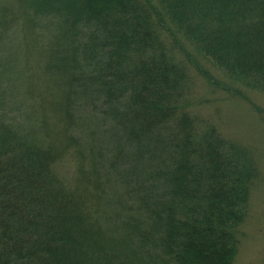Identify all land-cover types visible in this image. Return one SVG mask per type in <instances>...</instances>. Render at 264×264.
I'll use <instances>...</instances> for the list:
<instances>
[{"label":"trees","instance_id":"trees-1","mask_svg":"<svg viewBox=\"0 0 264 264\" xmlns=\"http://www.w3.org/2000/svg\"><path fill=\"white\" fill-rule=\"evenodd\" d=\"M159 3L216 67L264 92V0ZM153 8L0 0V264H233L256 161L190 112L188 66ZM14 28L27 55L40 52L54 103L31 114L39 131L24 127L1 66ZM106 140L110 154L96 149Z\"/></svg>","mask_w":264,"mask_h":264},{"label":"rangeland","instance_id":"rangeland-1","mask_svg":"<svg viewBox=\"0 0 264 264\" xmlns=\"http://www.w3.org/2000/svg\"><path fill=\"white\" fill-rule=\"evenodd\" d=\"M152 5L154 18L161 21L160 34L168 53L188 66L192 86L190 112L215 125L226 139L247 147L256 161L259 177L251 187L248 214L239 228L240 242L233 264H264V92L228 77L165 17L159 0H152ZM24 43L21 31L14 28L9 37L12 59L6 61L4 57L1 66L7 71L9 98L22 115L24 127L39 131V122L31 114L37 111L38 115L46 116L47 113L50 116L54 113L49 108L54 103L43 93L45 86L39 79L41 54L33 49L27 55ZM31 84L34 90H31ZM49 125L58 127L50 121ZM113 146L106 140L105 143L98 142L96 149L110 154ZM57 172L65 180H71L74 164L63 160L58 164Z\"/></svg>","mask_w":264,"mask_h":264}]
</instances>
